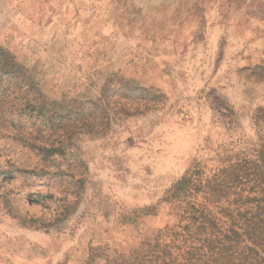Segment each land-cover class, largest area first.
Wrapping results in <instances>:
<instances>
[{
  "label": "rangeland",
  "instance_id": "rangeland-1",
  "mask_svg": "<svg viewBox=\"0 0 264 264\" xmlns=\"http://www.w3.org/2000/svg\"><path fill=\"white\" fill-rule=\"evenodd\" d=\"M0 49L57 117L98 98L112 75L165 98L104 136H73L63 155L48 153L62 126L37 127L19 98L4 107L0 264L126 252L166 220L167 207L142 218L143 207L194 167L218 166L225 149L264 138V0H0Z\"/></svg>",
  "mask_w": 264,
  "mask_h": 264
},
{
  "label": "trees",
  "instance_id": "trees-1",
  "mask_svg": "<svg viewBox=\"0 0 264 264\" xmlns=\"http://www.w3.org/2000/svg\"><path fill=\"white\" fill-rule=\"evenodd\" d=\"M17 98L19 114L37 127L62 126L63 140L48 150L62 155L73 136H104L116 122L139 115L142 103L165 99L158 90L112 75L98 98L68 103L57 117L46 110L27 71L0 49L2 117L4 107ZM162 207H167L166 220L142 230L135 247L119 252L92 246L80 264H264V138L244 149H225L221 163L208 172L189 170L161 201L142 208V218L158 216Z\"/></svg>",
  "mask_w": 264,
  "mask_h": 264
}]
</instances>
